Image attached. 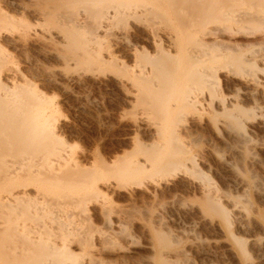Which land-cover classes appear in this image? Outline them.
<instances>
[{
	"label": "bare ground",
	"instance_id": "6f19581e",
	"mask_svg": "<svg viewBox=\"0 0 264 264\" xmlns=\"http://www.w3.org/2000/svg\"><path fill=\"white\" fill-rule=\"evenodd\" d=\"M113 1L104 9H98L99 1L86 3L82 13L76 11L75 15L68 10L69 0L61 3L64 10L48 2L32 10L43 20V30L39 34L25 33L19 40L29 43L31 39L38 42L56 38L67 52L52 48L53 53L69 66L97 44L98 32L109 19L118 17L126 25L130 21L142 25L144 38L152 48L134 46L132 66L121 60L110 44L106 56L100 52L95 55L99 64L113 67L117 82H135L132 96L141 104L142 112L158 117L147 124L152 125L147 132L149 142L138 140L134 149L124 154L117 173L126 183L117 186L145 189L150 194L159 187L161 173L185 171L193 161L192 170L202 184L197 205L200 217L209 221L218 218L237 264H254L258 257L253 255L254 249L264 247V214L254 215L262 236L259 231L253 238L235 234L221 197L239 209L241 216L251 219L249 200L245 203L240 198L243 195L233 196L227 191L218 193L211 180L195 168L190 147L180 137L191 125L200 123V117H194L192 111L203 110L206 103L208 122L218 132L214 133L230 134L233 154L243 156L248 150L247 144L253 139L247 124L260 115L256 110L259 106L255 99L253 106L245 105L237 99V93L224 95L219 73L225 70L240 77L242 97L259 95L264 100V0H245L253 8L240 10L227 8L230 0H202L200 4L198 0L199 9L195 3L188 4L193 0H185L186 10H174L178 0L156 6ZM189 5L197 9L193 6L188 11ZM24 25L25 21L0 6V264H188L187 251L176 242L177 236L156 231L146 223L150 220L164 225L161 215L146 211L148 215L140 217L128 208L100 203L102 189L111 187L106 171L119 157L106 161L99 156L89 166L82 163L67 151L70 142L57 133L53 108L43 94L30 87L26 76L18 74L8 79L4 35ZM246 47H251L249 53H245ZM230 165L236 178L241 175L242 169L237 170L233 162ZM259 189L264 194V180ZM131 227L142 233L144 244L137 243ZM140 247L147 255L137 257Z\"/></svg>",
	"mask_w": 264,
	"mask_h": 264
},
{
	"label": "rangeland",
	"instance_id": "374dc122",
	"mask_svg": "<svg viewBox=\"0 0 264 264\" xmlns=\"http://www.w3.org/2000/svg\"><path fill=\"white\" fill-rule=\"evenodd\" d=\"M95 1H99L97 3L98 9H104L107 3L114 2L113 0H79V2L78 0H69L67 5H70V8L68 10L73 11V15L76 11L82 13L86 3ZM116 1L128 4L141 2L152 6H156L161 2H169V0ZM184 1L178 0L177 8L174 10L180 7L185 9L187 6L183 5L185 4ZM197 1L194 2L193 0V3L190 1L188 4L195 3L198 7L197 4L203 2L200 0L197 3ZM48 2L64 10L65 8L61 3L68 2V0H54L52 3L49 0H0L2 8L13 13L25 21L26 24L13 34L4 35L3 49L7 55L8 79L17 78L16 75L18 74L26 76L30 81L28 82L30 87L43 94V99H45L47 105L53 108L57 133L70 142V145L66 147L67 151L82 163L89 166L99 156L106 161L119 157V161L115 166L106 171L105 177L110 178L111 187L107 189L101 187L103 191L98 197L100 203L128 208L133 214L140 217L148 215L149 211L152 214L158 213L161 215L165 221L164 225L150 220L146 223L156 231L177 236L178 241L176 242L187 251L188 264H237V257L228 250L227 232L220 226L217 221L218 218L215 217L214 221H209V218L203 219L200 217L199 208L197 207L201 199L202 184L201 179L192 170L193 161H189L191 163L188 164L185 171L161 173L158 176L161 182L159 187L150 194L145 189L118 188L117 186V184L126 183V179L117 173L125 160L124 154L133 150L134 143L138 140L149 142L147 132L152 125L147 124L152 120H158V117H149L150 114L142 112L141 104L136 102L132 96L135 82L129 79L120 83L117 82L116 76L112 75L111 69L113 67L99 64L95 55L100 52L99 54L106 56V46L110 44L120 59L132 66L135 59L132 54L134 46L152 48L150 41L144 38L143 26L133 21L126 25L118 17L109 19L104 23L105 26L102 30L98 32L97 44L91 45L89 52L82 54L78 57V61L67 66L62 57L56 58L53 53L52 48H57L62 54L67 52V48L62 43L56 42V38L49 41L48 39L38 40V42L31 39L29 43L20 42L22 40H19V37L23 38L25 33L39 34L43 30V20L38 19L32 10L42 8ZM206 2H212V0H206ZM228 2L231 3V6L229 5L227 8L236 10L253 8L245 0H230ZM195 5L189 6H194L197 9ZM165 6L169 11L168 4H165ZM184 6L186 7L184 8ZM190 7L188 11L194 9V7H191L190 10ZM170 9H172L170 12L173 11V7H170ZM62 33L66 34V32ZM160 33L162 34L163 31L160 30ZM63 40L66 39H62V42H64ZM250 49L251 47L244 48L245 53H249ZM78 52L82 51L78 50ZM239 79V76L225 70L219 73V80L222 82L221 91L224 95L235 96L237 93V99H241L247 106H253L257 101L256 104L259 108L256 110L261 116L258 115L257 118L247 124L251 129L250 135L253 139L247 144L250 149L248 147L246 153H241L243 156L238 155V153L233 154V150L230 148V145H232L230 134L219 132L221 136L217 135L209 124V107L206 103H203V110L192 111L194 117L198 119L200 117V123L191 125L189 130L181 134L180 139L186 146L188 145L187 147H190L191 156L196 163L195 168L201 170L211 180L218 189V193H224V191L226 193L227 191L226 194L232 193L233 196L240 197L243 195L240 197L244 199L243 201L249 200L245 203L250 204V209L252 208L251 219L241 216L238 213L239 209H235L232 204L221 197V202L229 210L234 233L244 238H253L258 231H261L257 221L258 218L254 219V215L264 214V194L260 193L259 189L261 181L264 180V100L259 95L254 98L242 97L243 86ZM258 103H261V105ZM222 141L230 143L229 146H226L228 143ZM236 159L237 163H235ZM226 161H229L230 164L233 162L237 170L242 169L243 171H240L241 175L236 178L232 171L234 167H231L232 165L226 163ZM1 170L2 168H0ZM240 177L243 178L242 181ZM245 180L249 181V184ZM246 188L250 189L247 190ZM128 193H130L129 196H127ZM246 195L251 200L246 199ZM144 213L146 215H143ZM234 215H237L236 218ZM97 226L101 225L97 223ZM132 231L139 240L137 243L139 245L144 244L145 240L141 236L142 233L134 228H132ZM259 236H262L261 232ZM257 252L259 253L257 254ZM147 253L146 249L140 247L137 257L145 256ZM253 255H258L253 260L254 264H264V247H262V250L261 248L260 250L254 249Z\"/></svg>",
	"mask_w": 264,
	"mask_h": 264
}]
</instances>
